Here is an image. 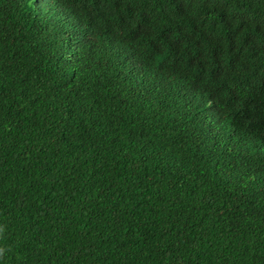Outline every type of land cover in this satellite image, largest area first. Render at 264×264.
I'll return each mask as SVG.
<instances>
[{
    "label": "trees",
    "instance_id": "obj_1",
    "mask_svg": "<svg viewBox=\"0 0 264 264\" xmlns=\"http://www.w3.org/2000/svg\"><path fill=\"white\" fill-rule=\"evenodd\" d=\"M0 264H264V0H0Z\"/></svg>",
    "mask_w": 264,
    "mask_h": 264
},
{
    "label": "clouds",
    "instance_id": "obj_2",
    "mask_svg": "<svg viewBox=\"0 0 264 264\" xmlns=\"http://www.w3.org/2000/svg\"><path fill=\"white\" fill-rule=\"evenodd\" d=\"M3 251V249H0V252H2Z\"/></svg>",
    "mask_w": 264,
    "mask_h": 264
}]
</instances>
